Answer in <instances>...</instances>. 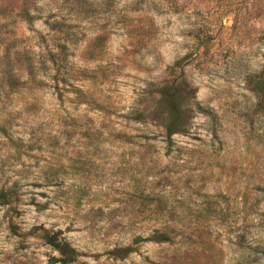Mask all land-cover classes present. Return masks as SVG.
I'll return each mask as SVG.
<instances>
[{"label": "rangeland", "instance_id": "rangeland-1", "mask_svg": "<svg viewBox=\"0 0 264 264\" xmlns=\"http://www.w3.org/2000/svg\"><path fill=\"white\" fill-rule=\"evenodd\" d=\"M263 72L264 0H0V264H264Z\"/></svg>", "mask_w": 264, "mask_h": 264}, {"label": "trees", "instance_id": "trees-1", "mask_svg": "<svg viewBox=\"0 0 264 264\" xmlns=\"http://www.w3.org/2000/svg\"><path fill=\"white\" fill-rule=\"evenodd\" d=\"M253 89L258 95L264 94V72L261 73L255 80ZM180 91L177 87L170 85L165 88L163 92L159 93V102L162 105V111L165 114V122L163 124L165 132L171 134L172 132L179 131L184 124L182 102L179 99ZM4 192L0 189V199L4 197ZM45 239L53 247L64 254L61 258L63 263H66L73 259L74 249L66 241H60L54 234H46ZM144 239H151L154 241H164L168 239L165 233L155 232ZM110 254L115 257H123L128 253V249L124 247H114L109 250Z\"/></svg>", "mask_w": 264, "mask_h": 264}]
</instances>
